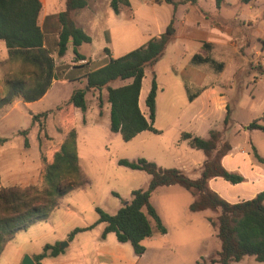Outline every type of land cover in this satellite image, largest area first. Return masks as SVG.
Returning <instances> with one entry per match:
<instances>
[{"label": "rangeland", "instance_id": "rangeland-1", "mask_svg": "<svg viewBox=\"0 0 264 264\" xmlns=\"http://www.w3.org/2000/svg\"><path fill=\"white\" fill-rule=\"evenodd\" d=\"M87 1L88 6L74 15L75 21L82 28L93 27L99 21L100 27L92 35V42L83 44L79 49L87 57V60L81 61L84 67L72 64L77 62L73 46H69L64 56L68 65L57 66L59 71L64 70L66 74L69 69L74 71L67 76L82 70H92L95 66L108 63L111 58L122 57L146 45L160 28L171 21L175 11L174 5L165 0H129L130 6L122 8V12L117 15L110 7L111 0ZM173 1L177 3L181 0ZM180 5L183 4L176 7L178 14L182 12ZM204 6L209 7L208 3H204ZM48 8L49 13L63 10L64 0H49ZM182 43L175 38L155 66L146 69L145 88H150L153 75L159 86L154 122V127L159 132L143 131L125 142L120 133L110 130L107 92L90 90L86 95L88 110L84 114V120L87 118L98 124L84 125L83 113L78 110L76 152H73L76 155L73 159L62 161L55 172L51 173L50 186L47 185L48 182L44 183L45 167L53 162L54 154L60 148L61 140L68 136L69 127L75 118L67 110L68 106L63 105L70 91L69 84L65 82V86H56L54 89L60 95L54 102L63 101L60 104L61 107L63 105L62 109H57L60 105L56 106L51 109L52 113L39 118L35 124L33 120H29V117L33 118L31 112L27 113L22 104H18L22 98H16L10 105L0 106V123L14 107L13 117L18 125V133H13L7 144L0 146V187L35 184L41 188L49 187L52 194L50 201H44L42 207L47 218L30 225L26 231L19 232L1 253L0 264H23L25 257H29L34 264H102L97 252L99 241L107 238V245L111 248L124 243H120L114 233L103 238L106 224H97V208L116 214L126 202L131 201L134 190L147 188L151 178L144 171L120 166L119 160L137 161L144 158L159 167L176 168L190 178L197 179L206 156L203 151L192 148L187 141L182 140L185 132L209 138L211 130L225 131L223 139L234 146L238 159H247L252 155L255 162H258L254 157L252 142L264 156V133L246 129L253 121L263 123L264 82L255 83L252 77L249 79L250 83L238 81L237 90L228 104L231 122L226 129L224 120L227 112H209L204 118L195 116L196 107L190 105L188 92L178 74L189 57L184 52ZM256 44L261 48L257 41ZM55 46L57 49V44ZM105 48L110 49V55L104 52ZM242 49H246L245 44ZM242 49L239 50V59L243 55ZM189 50H194V45H190ZM246 55V59L251 60ZM6 56L0 47V99L8 94V80L24 78L25 83L29 84L34 71L33 68L24 66L20 59L14 60L10 55L8 58ZM88 60L91 64L85 66ZM256 61L257 64L248 62L246 68L263 67L262 57ZM240 79L245 80V77ZM124 83L126 81L116 82L112 86ZM85 85L86 83L81 86ZM81 86L76 88H82ZM100 100L103 102L102 109ZM145 101H141V107L148 118L149 111ZM62 112L63 123L60 120ZM34 127L36 130L33 132ZM23 131H28L27 135L22 134ZM26 138L29 140L28 146L25 145ZM30 140L32 145L39 143L40 153L31 149ZM241 148L246 153L240 152ZM225 166L228 168V162ZM245 185L217 179L209 184V188L231 202L240 201L241 199L236 198L245 194L244 189L251 191V194L256 192L257 187L244 188ZM194 200L192 193L179 185L159 187L152 194L151 203L167 228V233H154L143 242L146 252L138 264H200L202 261L210 262L217 256L218 249H221V242L217 237L219 212H191L189 206ZM91 226L94 227L69 240L70 233L75 229ZM64 243L68 245L57 257H47L40 263L34 261V257L43 252L45 245L61 246ZM125 245L133 252L130 243Z\"/></svg>", "mask_w": 264, "mask_h": 264}, {"label": "trees", "instance_id": "trees-1", "mask_svg": "<svg viewBox=\"0 0 264 264\" xmlns=\"http://www.w3.org/2000/svg\"><path fill=\"white\" fill-rule=\"evenodd\" d=\"M175 7L171 21L164 33L152 38L146 45L141 46L122 57L111 58L104 66L89 70L84 78L86 85L83 88H75L69 99L63 104L67 110L75 115V110L87 112L88 105L86 95L88 91H106L107 103L110 105V130L120 133L125 142H129L143 131H159L154 127L156 118V100L158 84L153 75L151 88L146 98V107L149 111L148 118L140 107V93L147 68H153L162 58L168 45L172 43L177 34L176 7L178 4H197V0H165ZM225 0H216L218 8ZM88 6L87 0H66V8L58 14L60 24L56 55L62 58L66 55L70 45L73 46L75 61L86 60L79 52L83 44H90L92 37L85 32L75 21L74 15ZM129 0H111L110 7L115 14H120L122 8L129 7ZM42 9L40 0H0V41L4 42L10 57L21 59L24 66L33 68L32 78L29 84L24 78L8 80V94L0 99V106L10 105L16 98H22L25 102H35L41 99L52 82L56 79L66 78L64 70L59 71L50 52L44 48V33L38 23ZM211 44L205 43L203 53L193 58L195 64H209L217 71L225 67L224 62H217L210 55ZM104 52L110 55V49ZM88 60L85 66H88ZM81 67L84 65H80ZM264 74V68L256 67ZM130 81L117 87L112 83ZM88 88V89H87ZM62 105V107H63ZM61 105L57 109H62ZM100 108L103 102L100 100ZM51 110L33 115L35 124L39 118L47 117ZM62 112L61 122H64ZM66 121V120H65ZM262 121V120H261ZM231 122V110L227 107L224 120L225 129ZM64 127V126H63ZM69 133L58 151L55 152L53 162L45 167L44 183L51 184V173L62 161L73 159L76 152V119L73 118ZM224 129V130H225ZM247 130H259L264 133V123L253 121ZM225 131L211 130L209 138H202L191 133H183L182 140L197 150L204 152L206 159L201 166L200 177L192 179L183 171L176 168H162L156 163L144 158L137 161L126 159L119 160L120 166L132 170L144 171L150 175V181L146 189L134 190L130 202H126L116 214H109L97 208L99 219L97 224L105 223L103 238L109 233H114L120 243H130L135 254L142 257L146 252L143 242L154 233L166 234L167 228L162 222L156 208L151 203L152 194L163 186L179 185L192 193L195 200L189 206L191 212L215 211L217 217V237L221 242V250L210 262L202 261L200 264H230L238 262L245 257H254L258 262H264V191L256 197L231 203L223 199L217 192L209 188L210 180L222 178L232 184H239L244 177L227 170L222 160L232 150V145L223 139ZM28 131L22 134L27 135ZM8 142V139L0 136V146ZM25 145H29L26 138ZM254 157L264 165V158L260 157L254 149ZM52 196L49 187L41 188L38 185H11L0 187V255L6 245L11 242L19 232L39 221L47 218L42 212L44 201H50ZM154 223V225H153ZM77 228L70 233L69 240L83 231L92 229ZM63 252L61 246L47 244L42 253L34 257L36 263H40L47 257H57Z\"/></svg>", "mask_w": 264, "mask_h": 264}, {"label": "crops", "instance_id": "crops-1", "mask_svg": "<svg viewBox=\"0 0 264 264\" xmlns=\"http://www.w3.org/2000/svg\"><path fill=\"white\" fill-rule=\"evenodd\" d=\"M40 1L42 3V9L38 18V23L44 33V48L50 52L51 57L55 60L56 66L61 64L67 66L68 64L64 61V57H56L55 46L58 42L60 29L58 14L65 9L54 10L53 13H49V0ZM64 3L66 8V0H64ZM204 3H208L209 7L206 8ZM180 7L182 12L178 14L177 10L176 13L177 34L175 38L180 39V41L183 42V50L189 54V57L187 63L180 67L178 74L181 83H183L188 92L189 102L191 103L190 105L196 107L194 115H199V117L203 116L204 118L208 116L209 112L224 111L226 113L228 104L233 99L232 96L237 90L238 81H241L242 83L248 81V83H250L251 81L249 79L252 77L253 82L255 83L264 82V74L260 73L258 69L254 67L246 68L245 66L248 62L251 64H257L258 61L256 60L262 57V66L264 68V0H225L220 8L217 7L216 0H197V4L195 5L186 3L185 5H180ZM169 23L170 21L167 22L163 28H160L154 37H159L160 34L164 33ZM99 27L100 22L97 21L93 27H83V29L92 37L94 33L96 34L98 32ZM256 41L261 45V48L257 47ZM205 43L212 45V48L209 49L207 54L217 62L225 63V67L222 70L217 71L208 64H195L193 62L195 55L204 52L203 46ZM244 44L246 49H242ZM190 45H194V50H189ZM0 47L7 54L6 57L8 58L9 51L4 42L0 41ZM240 49H242L241 52L243 54L240 58L242 61L238 58ZM246 54L250 56L251 60H248V58L246 59ZM84 56L86 57V55ZM13 59L16 60V58ZM81 61L85 60H80L77 63L72 64L74 66H80L83 64ZM106 63L107 62L95 66L92 70L98 69ZM90 64L91 63H89V65ZM69 70L70 71L67 74L74 72L71 69ZM86 72V70H82L80 73H73L70 76H67L65 73L64 75L66 78L54 80L46 94L41 99L35 102H25L22 100L19 101L18 104L21 103L22 108L25 109L27 113L31 112V118L32 115L51 110L63 102H54L56 98L60 97V95L54 91L55 87L65 86V82L66 84H69L70 91L64 100L67 101L76 87H80L86 83L84 78ZM242 77H245V80H241L240 78ZM145 81L146 77L144 78V86H142L140 93V107L141 101L143 99L146 100L151 88V86L150 88H145ZM129 82L126 81L124 84ZM81 87L83 88L85 86ZM191 87H193V91L191 90ZM13 108L14 107L10 109L11 111L8 112L0 123V136L7 138L8 141L12 138L13 133H18L16 131L18 125L13 117V112H15ZM78 110L80 109L75 110L76 128L78 125ZM141 110L143 112L142 107ZM18 112L21 113V111ZM108 112H110V107ZM84 114H87V112L83 113L82 117L84 125L90 126L91 123L94 125L98 124L94 120L90 121L87 118L84 120ZM29 120L32 121L30 117ZM261 120V122L264 123V111ZM35 130L36 127H34L33 132ZM243 131L245 132V130ZM248 131L253 132L256 130ZM65 138L66 136L61 140L60 146L63 144ZM31 146V149H35L40 153L41 147L39 143L36 146L35 144H31ZM252 146L257 154L264 158L254 142H252ZM234 149L235 148L232 145L231 152L223 158L222 163L230 172L239 173L244 177V181L239 183L240 185L246 184L244 188H249V186L257 187L256 192L253 194H251V191L244 189L243 191L245 194H242V196H239L236 199H241L240 201L252 199L256 197L257 194L264 191V165L259 162L256 163L252 155H249L247 159H238L234 153ZM240 152L246 153L243 148L240 149ZM226 162H228V168L225 166ZM244 167L247 168L245 169ZM217 179L222 178H214L210 180L209 184ZM236 202H239V200L231 201V203ZM97 247V252L102 264H138L143 258V256L138 257L134 250L131 252L125 243L122 245L118 244L111 248L110 245H107V238L103 241H99ZM220 250L221 249H218V252ZM255 262L258 264H264V262H258L254 257L249 256L238 262H231L230 264H256Z\"/></svg>", "mask_w": 264, "mask_h": 264}, {"label": "water", "instance_id": "water-1", "mask_svg": "<svg viewBox=\"0 0 264 264\" xmlns=\"http://www.w3.org/2000/svg\"><path fill=\"white\" fill-rule=\"evenodd\" d=\"M67 245H68L67 243H64L63 245H61V249L64 250V248ZM23 264H34V262L29 257H25V260H24V263Z\"/></svg>", "mask_w": 264, "mask_h": 264}]
</instances>
